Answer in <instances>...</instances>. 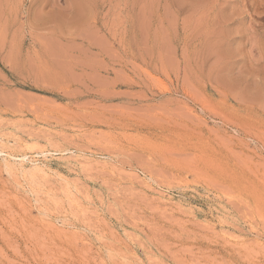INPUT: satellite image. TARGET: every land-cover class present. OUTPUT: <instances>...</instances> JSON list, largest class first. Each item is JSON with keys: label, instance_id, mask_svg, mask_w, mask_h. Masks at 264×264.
Returning <instances> with one entry per match:
<instances>
[{"label": "rangeland", "instance_id": "obj_1", "mask_svg": "<svg viewBox=\"0 0 264 264\" xmlns=\"http://www.w3.org/2000/svg\"><path fill=\"white\" fill-rule=\"evenodd\" d=\"M0 151V264H264V0H0Z\"/></svg>", "mask_w": 264, "mask_h": 264}, {"label": "bare ground", "instance_id": "obj_2", "mask_svg": "<svg viewBox=\"0 0 264 264\" xmlns=\"http://www.w3.org/2000/svg\"><path fill=\"white\" fill-rule=\"evenodd\" d=\"M0 152H1V151H0ZM5 155H6V154H5ZM13 159H14V158H13ZM22 159H24V157H23ZM19 161H20V160H19ZM7 162H9V161H7ZM22 163H23V162H22ZM9 164H10V163H9ZM37 164H38V163H37ZM11 165H12V164H11ZM33 165H34V164H33ZM35 165H36V164H35ZM6 166H7V165H6ZM37 166H38V165H37ZM7 167H8V166H7ZM10 167H11V166H10ZM21 167H22V165H21ZM43 167H44V166H43ZM16 168H17V167H16ZM30 168H31V167H30ZM34 168L37 169L35 172L39 171V168H37L36 166L33 167L32 169H34ZM35 169H34V170H35ZM25 170H26V169H25ZM27 170H28V169H27ZM34 170H33V171H34ZM20 171H21V170H20ZM30 172H31V171H30ZM40 172H41V171H40ZM32 174H33V173H32ZM30 175H31V174H30ZM31 177H32V176H31Z\"/></svg>", "mask_w": 264, "mask_h": 264}]
</instances>
